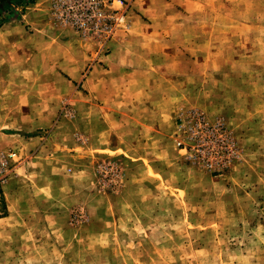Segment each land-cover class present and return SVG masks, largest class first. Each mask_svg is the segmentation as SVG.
I'll return each instance as SVG.
<instances>
[{
	"label": "rangeland",
	"instance_id": "374dc122",
	"mask_svg": "<svg viewBox=\"0 0 264 264\" xmlns=\"http://www.w3.org/2000/svg\"><path fill=\"white\" fill-rule=\"evenodd\" d=\"M51 4L0 31V264H264V0H112L107 40Z\"/></svg>",
	"mask_w": 264,
	"mask_h": 264
},
{
	"label": "built area",
	"instance_id": "2783aa9c",
	"mask_svg": "<svg viewBox=\"0 0 264 264\" xmlns=\"http://www.w3.org/2000/svg\"><path fill=\"white\" fill-rule=\"evenodd\" d=\"M108 1L109 0H52V14L54 19L58 22L71 26L83 36L107 40L114 33L119 19L123 16H118L117 12L106 9L105 6L107 4H112V0H110V3H108ZM117 1L120 2V0ZM189 118L193 121L194 125L203 129L208 134L202 145L205 143H215L219 145V147H224L227 155L231 152L233 144L219 122L215 121L213 125L206 126L203 116L197 111L191 112ZM185 127L187 126L183 125V128ZM176 144H181V141L177 140ZM210 144H207V149L210 148ZM211 150H207L208 156L204 154L203 150V155L198 156V158H200V163L205 168L217 170L218 167L214 168L213 162L209 159L211 158ZM17 160V155L13 150H8L6 152L0 150V182L11 172H14ZM226 162L227 160H224L223 164Z\"/></svg>",
	"mask_w": 264,
	"mask_h": 264
},
{
	"label": "trees",
	"instance_id": "16d2710c",
	"mask_svg": "<svg viewBox=\"0 0 264 264\" xmlns=\"http://www.w3.org/2000/svg\"><path fill=\"white\" fill-rule=\"evenodd\" d=\"M35 0H0L1 4H5L4 6H10L11 9L7 10V9H2L0 10V12H6L8 15L9 19H20V14L22 12H20V14H16V12H13V10L15 11V8L17 7H21V9L25 6L28 5L30 3H33ZM5 20H0V25L4 22Z\"/></svg>",
	"mask_w": 264,
	"mask_h": 264
},
{
	"label": "crops",
	"instance_id": "0c3cea01",
	"mask_svg": "<svg viewBox=\"0 0 264 264\" xmlns=\"http://www.w3.org/2000/svg\"><path fill=\"white\" fill-rule=\"evenodd\" d=\"M35 2V1H34ZM33 2V3H34ZM33 3H30V4H28V5H32ZM28 5H25V7L26 6H28ZM23 12L24 11H22V13L20 14V19L18 20V19H9L8 21H4L1 25H0V31H2L3 29H7V27H9V26H15L16 25V23H18V22H20V20H21V16H23ZM30 10H28V12H27V15L30 17ZM1 34V33H0ZM20 167V166H19ZM16 168H18V167H15V169L14 170H16ZM15 172V171H14ZM12 174V173H11ZM14 178L15 179H17V177L16 176H14ZM17 181V180H16ZM10 182H7V188H12L11 187V184H12V179H11V184H9ZM2 188H3V186H2Z\"/></svg>",
	"mask_w": 264,
	"mask_h": 264
}]
</instances>
